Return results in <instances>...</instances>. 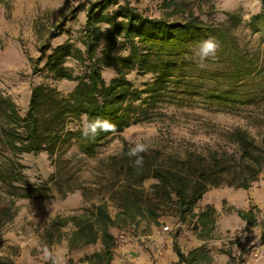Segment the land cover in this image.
I'll list each match as a JSON object with an SVG mask.
<instances>
[{
	"label": "trees",
	"instance_id": "16d2710c",
	"mask_svg": "<svg viewBox=\"0 0 264 264\" xmlns=\"http://www.w3.org/2000/svg\"><path fill=\"white\" fill-rule=\"evenodd\" d=\"M172 3L169 0L167 7ZM260 4V10L250 15L246 24L250 35L257 36L256 45L247 47L248 43L243 44L234 33L241 22L236 13H225L224 22L210 23L188 10L180 20L170 21L144 15L128 0L78 3L70 19L84 11L81 47L63 43L51 48L46 41L33 62L35 73L46 72L53 81L73 82V89L64 96L51 84L39 83L31 89L23 114L0 92V228L14 216L17 201L53 200L55 195L63 199L76 190L85 197L86 186L71 184L77 174L71 171L75 159L94 155L112 134L166 116L167 106L180 109L201 104L222 111L229 105L264 103V0ZM177 6H173L175 13L180 12ZM60 27L58 24L56 29ZM58 35L51 33V37ZM210 37L220 47L215 58L200 62L198 45ZM47 50L49 54H45ZM116 50L121 52L116 54ZM67 60L74 61L81 73L74 75ZM104 68L114 72L108 81L102 75ZM132 73L137 77L149 75L150 81L138 89L127 78ZM85 114L90 119L109 120L115 125L114 131L94 138L82 136L79 129ZM258 123H264V106L253 114L252 125ZM221 137L217 147L199 150L167 149L142 141L149 145L142 154V166H136L135 158L127 155L133 144L124 143L118 153L97 161L91 190L100 200L79 213L53 217L43 232L45 239L59 243L64 237L69 251L99 242L101 250L90 259L93 264H109L114 233L141 222L157 226L163 217L182 223L195 219L193 226L200 228L199 237L210 238L214 209L194 212L204 194L223 187L246 190L264 173V135L252 136L246 129L234 127L222 132ZM71 146H76L78 153L68 161L64 156ZM42 153L53 172L46 184H33L24 174L21 159ZM148 181L152 183L146 186ZM107 201L116 209L113 216ZM236 213L245 229L256 224L252 210ZM64 228L69 231L61 232ZM174 251L180 264L209 259L203 250L192 251L189 256ZM0 264L13 263L6 259Z\"/></svg>",
	"mask_w": 264,
	"mask_h": 264
},
{
	"label": "rangeland",
	"instance_id": "374dc122",
	"mask_svg": "<svg viewBox=\"0 0 264 264\" xmlns=\"http://www.w3.org/2000/svg\"><path fill=\"white\" fill-rule=\"evenodd\" d=\"M85 0H4L0 3V92L8 96L23 114L28 105L31 89L39 83H49L62 95H67L74 87L73 82L53 81L46 72L35 73L33 62L39 55V48L49 42L51 48L63 43L73 48H80L85 21L84 11L74 13L72 9ZM142 14L154 18H165L170 21L180 20L184 13L192 10L199 19L210 23H221L226 20L225 13H236L241 22L234 30L241 42L247 47H255L257 36H251L246 28L250 15L260 10V0H128ZM121 2V0H117ZM178 5L179 13L173 6ZM66 16V19H63ZM58 24L60 29H56ZM59 35L51 37V33ZM250 41V42H249ZM121 51L116 50L119 54ZM47 50L45 54H49ZM74 75L81 73V68L72 60H67ZM42 66V63L38 67ZM102 75L106 81L114 76L112 68H104ZM133 85L140 89L150 81V76H127ZM262 104L248 106H226L222 111L204 108L195 104L180 109L167 106L164 117L153 122H143L124 129L121 133L110 135L101 143L92 156L81 155L72 163V170L77 171L71 184L84 185L86 196L80 190L61 199L57 195L53 200H20L12 219L0 228V262L9 259L13 264H52V258L62 255L65 264H93L90 257L97 252V247L89 245L76 249L77 258L67 257L69 252L62 251L67 242L63 237L59 243H48L43 234L49 222L56 215L67 216L79 213L91 203L98 202L91 190L94 182V170L99 159L118 153L124 143L134 144L137 141L159 143L167 149L182 148L202 149L215 148L222 143L221 133L234 127L246 129L252 136L264 135V123L252 125L253 114H257ZM172 115V116H170ZM76 146L67 148L65 158L72 161L77 154ZM1 156V155H0ZM1 160V159H0ZM21 163L25 166L24 174L33 184H46L53 167L45 153L37 156H23ZM152 181L146 182V186ZM49 186V184H48ZM212 190V189H211ZM220 211L214 209V229L210 238L199 237L200 228L195 229V219L187 218L182 223L176 218L163 217L157 226L141 222L138 226L126 229L131 240H137L140 248V264H180L174 251L177 249L185 256L196 250L206 252L209 259L200 260L199 264H264V173L246 189L218 188ZM0 184V199L3 196ZM65 200H67L65 202ZM108 210L113 216L116 209L107 201ZM212 207V205L207 206ZM197 204L194 212L198 214ZM253 211L256 224L245 229V223L236 224L237 211ZM239 218V217H238ZM240 219V218H239ZM169 226L172 231L162 236L164 242L161 255L154 257L151 250L141 238L146 237L162 226ZM69 231L68 228L61 232ZM98 264H104L99 262ZM109 264H116L114 257ZM184 264V263H182Z\"/></svg>",
	"mask_w": 264,
	"mask_h": 264
},
{
	"label": "clouds",
	"instance_id": "9594fccd",
	"mask_svg": "<svg viewBox=\"0 0 264 264\" xmlns=\"http://www.w3.org/2000/svg\"><path fill=\"white\" fill-rule=\"evenodd\" d=\"M220 45L219 42L214 38H208L199 43L196 56L200 62L208 58H215ZM82 126L79 129L82 136L84 137H96L101 132L110 133L114 131L115 125L107 119L95 117L89 118L86 114L82 116ZM149 149V145L137 141L135 142L127 152V155L132 158L134 157V164L136 166H142L143 164V153H146ZM52 264H64L62 255H58L52 258Z\"/></svg>",
	"mask_w": 264,
	"mask_h": 264
},
{
	"label": "built area",
	"instance_id": "2783aa9c",
	"mask_svg": "<svg viewBox=\"0 0 264 264\" xmlns=\"http://www.w3.org/2000/svg\"><path fill=\"white\" fill-rule=\"evenodd\" d=\"M171 231L172 229L165 225L150 235L141 238L151 250L154 257L161 255L163 251L165 244L163 241L160 242L162 236L169 234ZM139 238L140 237H136L134 240H131L124 230H118L114 233L112 251L116 264H140L141 251L137 244Z\"/></svg>",
	"mask_w": 264,
	"mask_h": 264
},
{
	"label": "crops",
	"instance_id": "0c3cea01",
	"mask_svg": "<svg viewBox=\"0 0 264 264\" xmlns=\"http://www.w3.org/2000/svg\"><path fill=\"white\" fill-rule=\"evenodd\" d=\"M244 190V189H243ZM217 197H219V191H217L216 189H212V190H209L207 191L204 196L202 197V199L197 203V207L199 205V208L197 209L198 212H201L203 211L207 206H210L212 205L213 209H215V211H220V209L218 208L219 206L217 205V202L219 201L217 199ZM67 200H65L66 202ZM236 220V224L238 226L242 225V221L241 219H239L238 217L235 218ZM138 244V243H137ZM95 247H97V250L100 251L101 250V245L99 242L95 243L94 244ZM87 247V246H85ZM139 249L142 248V245L138 246ZM62 248V251H64L65 253L66 252H69V250L66 248V244H63V246L61 247ZM84 248V247H83ZM141 250V249H140ZM67 257L70 258V259H73V258H77L79 256H77V251L76 250H73V251H70L69 254H67Z\"/></svg>",
	"mask_w": 264,
	"mask_h": 264
}]
</instances>
